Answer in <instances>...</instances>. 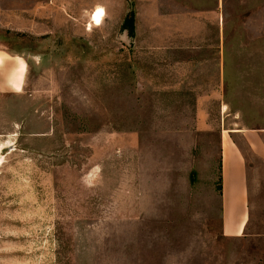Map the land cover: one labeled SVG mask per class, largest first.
Wrapping results in <instances>:
<instances>
[{
	"label": "rangeland",
	"instance_id": "374dc122",
	"mask_svg": "<svg viewBox=\"0 0 264 264\" xmlns=\"http://www.w3.org/2000/svg\"><path fill=\"white\" fill-rule=\"evenodd\" d=\"M32 1L0 0V49L27 68L0 93V264H262L263 163L234 137L243 238L221 236L219 166L221 135L264 129V0L142 3L123 47L109 27L17 32Z\"/></svg>",
	"mask_w": 264,
	"mask_h": 264
},
{
	"label": "crops",
	"instance_id": "0c3cea01",
	"mask_svg": "<svg viewBox=\"0 0 264 264\" xmlns=\"http://www.w3.org/2000/svg\"><path fill=\"white\" fill-rule=\"evenodd\" d=\"M137 12L133 13L132 23H125L128 15L127 0H43L31 2L29 10H15L14 17L17 24L22 23L25 13V28L16 29L17 32L36 34L40 19L46 20L54 31L67 32L77 27L85 28V32L97 30L99 27H109L119 30L117 43L129 46L135 30L142 16V3L154 8L156 0H134ZM97 9L103 11L101 21L97 26L91 25V17ZM220 11V0H212V8L196 13L215 18ZM213 24V22L211 23ZM90 26V27H88ZM98 27V28H97ZM256 35L264 31L254 29ZM219 34V30H218ZM261 37H255L253 42H260ZM26 64L23 58L12 55L0 49V93H18L25 85ZM241 136L250 152L263 163L264 183V129H236L228 131L220 139V232L224 238H243L250 218V193L248 187V163L240 147L234 140ZM264 237V235H263ZM264 264V259L262 261Z\"/></svg>",
	"mask_w": 264,
	"mask_h": 264
},
{
	"label": "trees",
	"instance_id": "16d2710c",
	"mask_svg": "<svg viewBox=\"0 0 264 264\" xmlns=\"http://www.w3.org/2000/svg\"><path fill=\"white\" fill-rule=\"evenodd\" d=\"M127 3H128L129 12H128V15L126 16V18L124 19V22L131 24L132 20H133V11H132L133 1L127 0ZM219 171H220V166H219ZM263 189H264V186H263ZM220 190H221V187H220V176H219V192H220Z\"/></svg>",
	"mask_w": 264,
	"mask_h": 264
},
{
	"label": "bare ground",
	"instance_id": "6f19581e",
	"mask_svg": "<svg viewBox=\"0 0 264 264\" xmlns=\"http://www.w3.org/2000/svg\"><path fill=\"white\" fill-rule=\"evenodd\" d=\"M102 15H103V11L101 9H97L91 17V25L97 26L101 21Z\"/></svg>",
	"mask_w": 264,
	"mask_h": 264
}]
</instances>
